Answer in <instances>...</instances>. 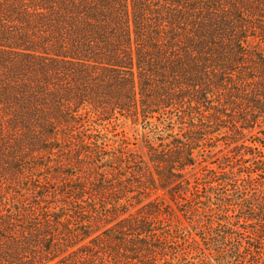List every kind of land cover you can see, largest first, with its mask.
Here are the masks:
<instances>
[{
  "label": "trees",
  "instance_id": "16d2710c",
  "mask_svg": "<svg viewBox=\"0 0 264 264\" xmlns=\"http://www.w3.org/2000/svg\"><path fill=\"white\" fill-rule=\"evenodd\" d=\"M263 122L264 0H0V264H264Z\"/></svg>",
  "mask_w": 264,
  "mask_h": 264
},
{
  "label": "rangeland",
  "instance_id": "374dc122",
  "mask_svg": "<svg viewBox=\"0 0 264 264\" xmlns=\"http://www.w3.org/2000/svg\"><path fill=\"white\" fill-rule=\"evenodd\" d=\"M154 123H159L163 125V123L159 122L157 119H153ZM117 132H119L118 136H114L112 132H109L111 136L115 139H119L122 136L126 137L129 141V147L132 149H136L139 153L143 154L147 157V151H148V140L152 139L153 143H158L159 140L156 138L159 135V131H152L150 127H147L144 123H133L130 119L122 118L117 123ZM264 127V122L262 123ZM112 129V125H111ZM167 132H164V135H166ZM217 148H215V151L224 148L226 145L224 144V141H220L217 144ZM201 157V156H200ZM219 157V156H216ZM216 159V158H215ZM217 166V165H216ZM197 173H200V169L197 170ZM169 187H162L161 185L158 186L156 190L153 191L152 197L157 198L162 201H169V194H168ZM221 195L225 194H233V190H220ZM238 194V193H237ZM219 203H221L220 200H218Z\"/></svg>",
  "mask_w": 264,
  "mask_h": 264
}]
</instances>
